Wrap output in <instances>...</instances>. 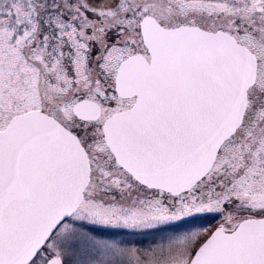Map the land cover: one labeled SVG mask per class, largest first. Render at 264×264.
Here are the masks:
<instances>
[{
	"label": "snow or ice",
	"instance_id": "6c2138e0",
	"mask_svg": "<svg viewBox=\"0 0 264 264\" xmlns=\"http://www.w3.org/2000/svg\"><path fill=\"white\" fill-rule=\"evenodd\" d=\"M0 264H264V0H0Z\"/></svg>",
	"mask_w": 264,
	"mask_h": 264
}]
</instances>
